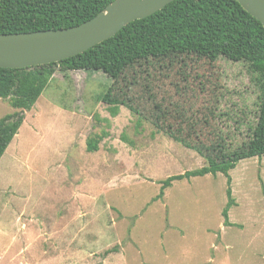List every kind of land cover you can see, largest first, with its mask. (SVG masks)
Segmentation results:
<instances>
[{
  "label": "rangeland",
  "instance_id": "obj_1",
  "mask_svg": "<svg viewBox=\"0 0 264 264\" xmlns=\"http://www.w3.org/2000/svg\"><path fill=\"white\" fill-rule=\"evenodd\" d=\"M109 88L132 110L113 116ZM258 96L246 65L222 57L139 62L116 82L57 70L0 159V264H264V155L228 171L231 226L223 173L158 196L161 180L208 162L156 124L215 155L251 137ZM14 111L0 98V118Z\"/></svg>",
  "mask_w": 264,
  "mask_h": 264
},
{
  "label": "trees",
  "instance_id": "obj_2",
  "mask_svg": "<svg viewBox=\"0 0 264 264\" xmlns=\"http://www.w3.org/2000/svg\"><path fill=\"white\" fill-rule=\"evenodd\" d=\"M113 0H0V33L55 30L78 25L105 8ZM185 55L210 62L224 58L243 62L259 91L258 116L251 137L231 147L224 144L215 155H205L180 128L157 123V128L188 148L205 156L208 164L161 180L159 197L173 181L206 174L227 176V202L222 211L224 224L235 205L228 171L242 159L264 155V28L235 0H173L155 13L136 19L110 38L84 52L45 65L29 68H0V98L20 111L0 118V159L17 134L30 110L53 74L65 71H102L116 82L122 73L139 62L172 59ZM114 116L120 105H130L109 88L100 97ZM132 110V108H130ZM197 138L198 135H195ZM221 139V138H220ZM226 141V140H225ZM98 150V140H87V151Z\"/></svg>",
  "mask_w": 264,
  "mask_h": 264
},
{
  "label": "water",
  "instance_id": "obj_3",
  "mask_svg": "<svg viewBox=\"0 0 264 264\" xmlns=\"http://www.w3.org/2000/svg\"><path fill=\"white\" fill-rule=\"evenodd\" d=\"M173 0H113L94 17L68 28L0 33V68H29L75 56ZM264 28V0H235Z\"/></svg>",
  "mask_w": 264,
  "mask_h": 264
}]
</instances>
